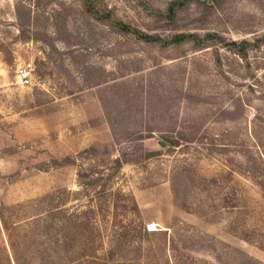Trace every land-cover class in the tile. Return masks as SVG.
Instances as JSON below:
<instances>
[{
	"label": "rangeland",
	"instance_id": "1",
	"mask_svg": "<svg viewBox=\"0 0 264 264\" xmlns=\"http://www.w3.org/2000/svg\"><path fill=\"white\" fill-rule=\"evenodd\" d=\"M171 1L100 0L163 38L264 34V0H187L173 20ZM179 129L195 138L157 143ZM65 155L81 174L55 162ZM117 155L131 158L117 166ZM263 189L264 43L245 57L224 42L162 47L120 35L81 0H0V264H16L11 243L42 263L30 218L57 200L94 209L98 256L118 250L103 264H264ZM48 221L45 264H69V245L54 244L59 218Z\"/></svg>",
	"mask_w": 264,
	"mask_h": 264
},
{
	"label": "trees",
	"instance_id": "2",
	"mask_svg": "<svg viewBox=\"0 0 264 264\" xmlns=\"http://www.w3.org/2000/svg\"><path fill=\"white\" fill-rule=\"evenodd\" d=\"M187 0H172L169 2L166 8L167 19L173 20L174 15L176 14L177 9ZM84 12H86L93 19L105 23L110 26L114 31L123 36L130 35L131 37L143 41L145 43L158 44L162 47H167L169 45H180L183 43H191L195 48H204L208 47L214 41L217 43L224 42V45H228L230 49L239 54L241 57L246 56L247 48L259 46L264 43V34L256 37L253 41L246 39L242 40H230L226 41L217 33L206 32L202 35L196 32H178L173 34L168 38H163L157 34H149L143 30L132 27L129 23L123 21L121 18H118L111 9H108L100 0H81ZM203 5L208 6L207 3ZM195 138L192 132H188L184 129H179L176 132L168 133L167 140L168 147L176 145L180 142L192 141ZM167 147V148H168ZM89 149L95 148L93 146L87 147ZM86 150V148L84 149ZM151 154V153H150ZM122 160L121 155L113 157V161L117 166H121L125 160H128L131 157H124ZM55 162L59 164L73 163L78 164L77 173L81 174L82 165L76 162V158L71 155H65L60 158H55ZM92 183H96L94 180H91ZM95 192H98V189L94 187H89ZM88 186H85V190H89ZM90 189V190H91ZM264 190V189H263ZM49 195H51L49 193ZM47 195H43L38 200H42ZM94 209L92 207H86L81 209L80 207L76 208L73 211H69L65 207L64 202L61 203L60 200L46 204L43 207L36 208L35 213L30 218V227L32 232L35 234L36 245L39 246L40 252L43 254L41 259V264H45V254L46 252V241L51 227L49 220L50 215H57L59 221L55 223L54 227V244L69 245V249L64 250L66 253L70 252L71 257L69 259V264H103L107 259L111 260L113 255L116 254L114 249H108L107 256H98L96 238L101 235L100 226L94 219L89 216V213H93ZM66 216L63 221L61 218ZM0 221L4 227L9 228L10 223L7 217L4 214V211L0 209ZM16 227V226H14ZM18 228H21L22 225H17ZM128 232V226L126 224H120V226L114 230L112 234L111 241L113 238L117 240V244L122 243V238ZM145 233H149L148 229L144 228ZM13 258L16 264H28L24 259L20 258V255L17 253L15 245L11 243ZM107 252V251H106ZM121 264H130L129 257H120L119 259ZM55 264H59L58 261ZM132 264V263H131Z\"/></svg>",
	"mask_w": 264,
	"mask_h": 264
},
{
	"label": "built area",
	"instance_id": "3",
	"mask_svg": "<svg viewBox=\"0 0 264 264\" xmlns=\"http://www.w3.org/2000/svg\"><path fill=\"white\" fill-rule=\"evenodd\" d=\"M18 73H19V77H20L21 81H23V83H28L29 77H30V70L28 69V67L27 66L26 67H19ZM146 229H148V230L157 229L156 222L154 220L146 222Z\"/></svg>",
	"mask_w": 264,
	"mask_h": 264
},
{
	"label": "water",
	"instance_id": "4",
	"mask_svg": "<svg viewBox=\"0 0 264 264\" xmlns=\"http://www.w3.org/2000/svg\"><path fill=\"white\" fill-rule=\"evenodd\" d=\"M157 143L161 146V147H165L167 145V142L165 140H163L162 138H158L157 139Z\"/></svg>",
	"mask_w": 264,
	"mask_h": 264
}]
</instances>
